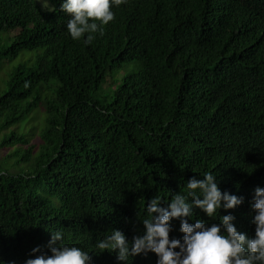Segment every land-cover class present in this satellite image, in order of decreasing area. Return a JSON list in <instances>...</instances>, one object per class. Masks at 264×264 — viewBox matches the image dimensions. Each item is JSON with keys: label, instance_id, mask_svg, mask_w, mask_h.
I'll list each match as a JSON object with an SVG mask.
<instances>
[{"label": "trees", "instance_id": "obj_1", "mask_svg": "<svg viewBox=\"0 0 264 264\" xmlns=\"http://www.w3.org/2000/svg\"><path fill=\"white\" fill-rule=\"evenodd\" d=\"M48 3L55 11L0 0V60L23 57L0 88V264H24L36 247L51 255L55 230L92 264H156L154 253L120 262L96 244L113 229L142 235L153 197L187 195L206 172L244 203L214 218L194 208L189 222L232 214L254 236L264 0H124L91 44L71 38L63 0Z\"/></svg>", "mask_w": 264, "mask_h": 264}, {"label": "clouds", "instance_id": "obj_2", "mask_svg": "<svg viewBox=\"0 0 264 264\" xmlns=\"http://www.w3.org/2000/svg\"><path fill=\"white\" fill-rule=\"evenodd\" d=\"M123 2L63 0L60 10L69 16L66 27L71 38L79 40L88 33L85 43L91 44L94 39L91 34H103V27L115 19L112 9ZM43 4L46 10L55 11L48 0H43ZM185 187L187 195L176 194L170 202L165 203L158 196L148 202V218L142 221V235H136L129 241L123 231L113 229L110 235L97 242L96 248L100 253H115L120 262H128L130 256L154 253L156 264H264V187H256L253 194L251 208L255 235L252 237L237 229L234 223L236 217L232 214L220 215L219 224L208 225L202 220L189 222L194 208L214 218L218 210L229 212L244 203L243 197L222 191L213 173H204L202 179L193 177ZM173 220L180 221L182 240L170 239L174 230ZM63 241V231H51L48 244L51 255L39 254L41 248L36 247L30 254L35 258H27L24 264H92V255L87 251L68 246Z\"/></svg>", "mask_w": 264, "mask_h": 264}, {"label": "rangeland", "instance_id": "obj_3", "mask_svg": "<svg viewBox=\"0 0 264 264\" xmlns=\"http://www.w3.org/2000/svg\"><path fill=\"white\" fill-rule=\"evenodd\" d=\"M22 58L23 57L20 55L12 61L0 60V88L4 86V82L9 78L10 73L13 71V69L22 61ZM139 68L140 65L136 62L124 66V69H126V71H131L133 69L137 70ZM119 75L120 73L116 76ZM32 141L33 143H35V145H38L40 143L39 139L37 138H34ZM6 152L7 150L0 149V158H3Z\"/></svg>", "mask_w": 264, "mask_h": 264}]
</instances>
